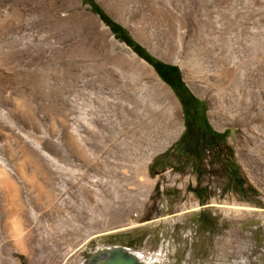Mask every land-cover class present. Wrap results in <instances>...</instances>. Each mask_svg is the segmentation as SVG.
<instances>
[{"label": "rangeland", "instance_id": "374dc122", "mask_svg": "<svg viewBox=\"0 0 264 264\" xmlns=\"http://www.w3.org/2000/svg\"><path fill=\"white\" fill-rule=\"evenodd\" d=\"M91 2L200 93L216 77L198 45L231 48L252 104L216 128L197 94L211 130L187 126ZM234 202L256 212L216 207ZM127 221L139 225L96 233ZM114 245L150 264H264V0H0V264H77Z\"/></svg>", "mask_w": 264, "mask_h": 264}, {"label": "bare ground", "instance_id": "6f19581e", "mask_svg": "<svg viewBox=\"0 0 264 264\" xmlns=\"http://www.w3.org/2000/svg\"><path fill=\"white\" fill-rule=\"evenodd\" d=\"M197 43H199V42H197ZM202 43H206V42H202ZM247 48H248V51H247L248 56H247V54H246V56L248 57L249 60H247L246 63L248 65L250 64L249 68L247 70L250 74V77H253L255 71L257 70V68H256V61H257L256 56H257V49H258L257 39L254 37V35L251 37L250 44H247ZM230 49L231 48L227 49V51H225V53H223L224 55L220 54L217 56L216 54H214L215 52L213 51L212 48L203 47L202 44H199L197 47V52H199L200 54L207 52V53H209V55L212 56L211 59L213 61V67H210L207 70V73L212 74V76L216 77V78L214 79V78H211L209 76H208V78L204 77L205 78L204 84H206V86L204 87L205 92H203L204 91L203 90V91H201V93L193 85L190 84L191 89L196 94H198L200 96L206 95V98L210 102V118H211V121L216 128H218V123H216L215 120H213V116L215 114H221V115L227 116V117L232 116L233 118L238 119V115L240 113H242L243 109L249 107L252 104V101L250 100L251 97H250L248 90L246 91L244 88L238 87L237 84H239V83L234 81V73L236 72V69L242 65V62H241V59L237 58V56L235 55L236 53L235 54L232 53L233 50H230ZM126 50L129 52L130 56L133 59H135V60L138 59L139 63H141L143 66L149 67V65L145 61H143L142 59H139L137 57V55L134 52H132L129 47H126ZM194 51L195 50H193V52ZM194 55L195 54L192 53V56H194ZM196 56L194 59L196 62L195 64H197V66H200V64H201L200 62H202V61L199 62L198 58ZM162 58L167 60L165 57H162ZM186 66H187V64H186ZM226 79H228L231 83L226 84L225 83ZM159 83L165 87V84H162L161 82H159ZM130 99H133V97ZM129 102H131V101H129ZM247 102H249V103L247 104ZM174 124H176V121L174 122ZM178 130L179 129H177V131ZM151 158H152V153H151V151H149L146 153V155L141 157V161H140L141 170L143 171L142 172L143 178L148 182H150V181L154 182L156 180L153 178L150 180L148 178V167H147V165L151 161ZM4 181H6V180H4ZM213 202H214V200L212 201V203ZM216 207H221L224 209V211H227V212L230 211V212H233L234 214H240V215L251 214L256 209L254 207L252 208V206H250V205L240 204V203L236 204L235 202L232 204H226V203H223L221 205L217 204ZM190 208L197 210L199 208V203L196 200H194L192 202ZM254 212H256V211H254ZM156 220L158 221V218ZM155 221L153 219L151 221H148L147 223L150 224V223L155 222ZM138 225L139 224H136L134 221H127L126 223H122L121 225H119L117 227L105 228V229H103V231H97L96 233H104V232L108 233V232L119 231V230L121 231V230H125V229L135 227ZM92 236H94V235L91 234V236H88L86 239H84L81 246L85 242H87ZM118 251H121V254L123 253V255H125V253L128 255H131L137 263L150 264L147 260H145V258L140 257V253H139L140 250H135L133 248H129V247L123 246V245H114V246H109V247H105L102 249L95 250L91 253V256L89 258H83V259H79V260L77 259L78 260L77 264H112L111 262L113 261V259H115L114 258L115 254L118 253Z\"/></svg>", "mask_w": 264, "mask_h": 264}, {"label": "flooded vegetation", "instance_id": "af4514ba", "mask_svg": "<svg viewBox=\"0 0 264 264\" xmlns=\"http://www.w3.org/2000/svg\"><path fill=\"white\" fill-rule=\"evenodd\" d=\"M160 63L168 64L161 61ZM158 74L167 83L169 88L172 89L173 94L176 95L178 104L183 109L186 117L185 124L187 126L189 124V126L194 125L199 131L204 130V128L211 130V124L207 120L202 99L190 92L182 79L181 71L159 65Z\"/></svg>", "mask_w": 264, "mask_h": 264}, {"label": "trees", "instance_id": "16d2710c", "mask_svg": "<svg viewBox=\"0 0 264 264\" xmlns=\"http://www.w3.org/2000/svg\"><path fill=\"white\" fill-rule=\"evenodd\" d=\"M91 6H92L93 10H95L96 12L101 14V16L104 18V20L106 22H108V24L110 25L114 35L117 36L118 38H121L122 40H124L126 43H128L130 46H132L136 50V52H138V54L140 56L144 57L147 61L151 62L153 64V66L156 68L157 72H158V66L159 65H163V66H166L168 68L178 70V67L175 65L163 64V63H160L159 61L153 60L148 54H146L143 51V49L140 46H138L136 43H134L131 40V38L125 33V31L123 29H121L118 25H116L115 23H112L108 18H106L104 16V14H102L100 12L99 8L94 3L91 2Z\"/></svg>", "mask_w": 264, "mask_h": 264}, {"label": "water", "instance_id": "95a60500", "mask_svg": "<svg viewBox=\"0 0 264 264\" xmlns=\"http://www.w3.org/2000/svg\"><path fill=\"white\" fill-rule=\"evenodd\" d=\"M170 64V63H169ZM179 71H181L180 67H178ZM182 73V72H181ZM182 79L183 81L185 82L186 86L188 87V89L190 90V92L195 95L196 97L198 98H201L200 96H198L191 88L190 86L188 85V83L186 82V80L183 78V75H182ZM160 81H162L160 79ZM163 84H165L168 88L169 86L162 82ZM170 89V88H169ZM172 93V91H171ZM173 94V93H172ZM173 97L175 98V96L173 95ZM176 99V98H175ZM115 259H113V261L111 262L112 264H140V263H137L134 258L131 256V255H128L125 253V255H123V253L121 254V251H118V253L115 254Z\"/></svg>", "mask_w": 264, "mask_h": 264}]
</instances>
